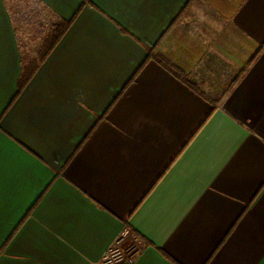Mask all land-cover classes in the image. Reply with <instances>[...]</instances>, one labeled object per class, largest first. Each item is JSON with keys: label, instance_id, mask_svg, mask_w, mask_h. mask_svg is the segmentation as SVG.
I'll return each mask as SVG.
<instances>
[{"label": "crops", "instance_id": "crops-1", "mask_svg": "<svg viewBox=\"0 0 264 264\" xmlns=\"http://www.w3.org/2000/svg\"><path fill=\"white\" fill-rule=\"evenodd\" d=\"M263 43L264 0H0V264L125 229L135 264H264Z\"/></svg>", "mask_w": 264, "mask_h": 264}, {"label": "trees", "instance_id": "trees-1", "mask_svg": "<svg viewBox=\"0 0 264 264\" xmlns=\"http://www.w3.org/2000/svg\"><path fill=\"white\" fill-rule=\"evenodd\" d=\"M75 17V16H74ZM74 17L69 20H61L59 23L53 25L51 32L46 36V38L41 42V44L37 47L36 54L32 58H27L25 62V69L19 84L18 93L23 89V87L28 83L31 79L35 71L39 68V66L43 63V61L47 58L52 49L56 46L62 36L66 33L70 25L72 24ZM264 48V43L260 47V50L257 54L261 52ZM256 54V55H257ZM243 70L240 71L237 76L233 79L230 84L232 88L242 77Z\"/></svg>", "mask_w": 264, "mask_h": 264}, {"label": "built area", "instance_id": "built-area-1", "mask_svg": "<svg viewBox=\"0 0 264 264\" xmlns=\"http://www.w3.org/2000/svg\"><path fill=\"white\" fill-rule=\"evenodd\" d=\"M139 252L136 237L125 229L108 245L101 264H135Z\"/></svg>", "mask_w": 264, "mask_h": 264}, {"label": "rangeland", "instance_id": "rangeland-1", "mask_svg": "<svg viewBox=\"0 0 264 264\" xmlns=\"http://www.w3.org/2000/svg\"><path fill=\"white\" fill-rule=\"evenodd\" d=\"M26 38V37H25ZM29 39V41H31L30 39L31 38H28ZM34 40H32V42H33ZM29 48L31 49L32 48V43H29Z\"/></svg>", "mask_w": 264, "mask_h": 264}]
</instances>
